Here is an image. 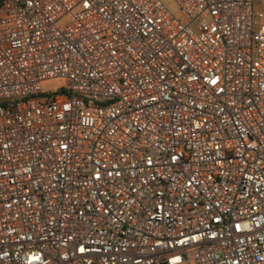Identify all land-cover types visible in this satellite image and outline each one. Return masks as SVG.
I'll return each mask as SVG.
<instances>
[{"label": "built area", "instance_id": "obj_1", "mask_svg": "<svg viewBox=\"0 0 264 264\" xmlns=\"http://www.w3.org/2000/svg\"><path fill=\"white\" fill-rule=\"evenodd\" d=\"M169 1L1 6L0 264H264V0Z\"/></svg>", "mask_w": 264, "mask_h": 264}, {"label": "rangeland", "instance_id": "obj_2", "mask_svg": "<svg viewBox=\"0 0 264 264\" xmlns=\"http://www.w3.org/2000/svg\"><path fill=\"white\" fill-rule=\"evenodd\" d=\"M166 5L174 14H179L178 9L169 0H166ZM45 87L47 90L53 91L62 87H67V83L64 80H55L45 84Z\"/></svg>", "mask_w": 264, "mask_h": 264}, {"label": "trees", "instance_id": "obj_3", "mask_svg": "<svg viewBox=\"0 0 264 264\" xmlns=\"http://www.w3.org/2000/svg\"><path fill=\"white\" fill-rule=\"evenodd\" d=\"M4 2H5V0H0V8L3 5Z\"/></svg>", "mask_w": 264, "mask_h": 264}]
</instances>
